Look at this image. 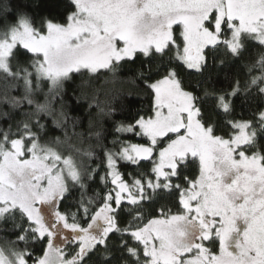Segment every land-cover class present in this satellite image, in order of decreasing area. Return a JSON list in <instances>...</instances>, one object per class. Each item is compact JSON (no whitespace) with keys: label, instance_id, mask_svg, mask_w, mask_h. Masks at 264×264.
<instances>
[{"label":"snow or ice","instance_id":"1","mask_svg":"<svg viewBox=\"0 0 264 264\" xmlns=\"http://www.w3.org/2000/svg\"><path fill=\"white\" fill-rule=\"evenodd\" d=\"M29 8L0 3V75L18 90L0 95V233L16 237L0 246V264H264V0H69L39 25ZM252 48V119L232 116L239 81L201 96L180 77L181 66L202 75L210 59ZM137 63L151 114L120 122L108 147L101 121L114 109L95 88L88 138L103 151L92 167L97 153L74 142L84 134L67 132L72 105L89 96L85 84ZM73 74L88 80L69 96ZM49 120L64 140L48 139Z\"/></svg>","mask_w":264,"mask_h":264},{"label":"trees","instance_id":"2","mask_svg":"<svg viewBox=\"0 0 264 264\" xmlns=\"http://www.w3.org/2000/svg\"><path fill=\"white\" fill-rule=\"evenodd\" d=\"M7 2L8 0H0V3ZM68 2L69 0H30L29 11L31 14L35 15L37 25H39L40 18L44 16L51 15L59 17L64 12V5ZM260 51L261 49L259 48H252L249 50V53L240 60H236L231 57L223 58V64L220 63L219 59L215 61L210 59L208 62L209 68L202 75L196 71L187 69L186 66H181L179 69L180 77L185 84L190 85L191 89H195V91L201 96H203L205 89L210 92L215 90L217 94L230 92L236 82L239 81L241 91L235 98H233L234 111L232 116L237 120H249L252 119L254 113L257 112V105L260 103V100L255 96V88L251 89L252 95H246L244 89L253 76L260 74V70L258 68H253L251 72L249 71V67L255 63ZM173 55H175V53H173ZM23 59L24 58H21L22 61ZM176 63L182 64V62L179 61ZM139 67V63L136 65H129L115 78L101 76L99 80L92 81L91 85L85 84V90L89 92V96L87 98H82L79 104L73 103L72 105L70 115L73 118H76L77 122L74 128L72 125H69L67 132L69 136H72L73 133L84 134L86 139L83 143H81L78 138L75 139L74 142L84 150H88L91 146L95 153H97V156L92 157L88 161L92 167L96 166L95 164H92V159L98 160V155L103 151V149L95 143V136L88 138V112L90 111L88 109V104L93 102L91 99V93L97 87L102 88L99 95L100 102L102 104L107 103L112 109H114L110 117L104 118V120L107 121L106 123H104L103 120L101 121V124L107 134V146L111 147L113 139L120 135L115 132V128L120 122H134V119L138 118V113L139 115L151 114L150 109L152 96L144 90V84L136 75ZM73 75L74 79L67 83L69 96H72L73 90H77V95H79V86H81L82 82L88 80L87 74ZM11 83V81H5L3 76L0 75V95H2L5 90L9 91L11 95H18L17 89L9 87ZM5 110H7V108H5ZM95 111L96 110H93L94 115ZM17 118L19 119L21 117L17 116ZM224 119H228V117H224ZM46 123L48 129H50L48 139H51L52 137H59L61 140L65 139L64 129L56 127L50 120ZM0 127L6 128L7 124L0 122ZM13 130L15 131V129ZM120 138L130 140L132 143L145 142V139L127 134L121 136ZM57 147L61 151H66L67 149L66 145H58ZM148 167L150 168V165ZM122 171L126 173H135L136 171H143V169L128 167L122 169ZM188 174L190 177L198 175V168L193 167L189 170ZM102 188L103 185L97 181V183L93 185V192H99ZM73 191L75 194L71 196L63 206L64 210L68 211L69 214L76 210L72 207V205L80 199V193L76 190ZM91 194L92 193H89V195ZM174 205L175 201L169 203L168 206L172 207L173 211H175L176 206ZM15 239L16 237L12 235L11 232L0 233V246H7L5 241H14ZM65 249L68 250L67 245L65 246ZM29 250L35 255H42L41 245L39 244L34 245Z\"/></svg>","mask_w":264,"mask_h":264},{"label":"rangeland","instance_id":"3","mask_svg":"<svg viewBox=\"0 0 264 264\" xmlns=\"http://www.w3.org/2000/svg\"><path fill=\"white\" fill-rule=\"evenodd\" d=\"M174 27H176V26H174ZM190 70L196 71L195 69H190ZM65 231H68V230H65ZM62 246H64V247H65L66 245H62Z\"/></svg>","mask_w":264,"mask_h":264},{"label":"flooded vegetation","instance_id":"4","mask_svg":"<svg viewBox=\"0 0 264 264\" xmlns=\"http://www.w3.org/2000/svg\"><path fill=\"white\" fill-rule=\"evenodd\" d=\"M214 251H218V249H214Z\"/></svg>","mask_w":264,"mask_h":264}]
</instances>
